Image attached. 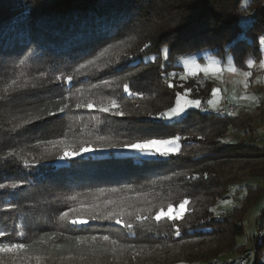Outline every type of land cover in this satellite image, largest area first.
I'll return each instance as SVG.
<instances>
[{"label": "trees", "instance_id": "obj_1", "mask_svg": "<svg viewBox=\"0 0 264 264\" xmlns=\"http://www.w3.org/2000/svg\"><path fill=\"white\" fill-rule=\"evenodd\" d=\"M259 2L252 6L254 0H0V183L23 182L17 189H0V231L8 234L0 239L31 243L43 233H56L46 247L65 245L64 252L54 255L67 257L75 237L109 235L140 252L135 259L131 252L118 257L85 252L84 260L71 264L190 263L210 261L232 250L235 235L242 233L236 224L240 215L217 218L212 209L231 187L239 186L240 177L264 178V147L222 139L229 129L244 135L252 131L254 119L194 109L170 123L154 117L173 103L174 90L182 81L175 64L179 56L203 48L217 55L229 52L238 68L246 67L245 56L258 59L257 37L264 35V0ZM253 14L254 24L245 34L238 20ZM145 44L150 47L144 49ZM110 45L101 62L84 69L87 75L77 74L70 84L57 80L75 74ZM22 59L25 63L20 65ZM13 79L28 87L5 92ZM105 80L113 81V86L104 87ZM124 83L141 95L125 93ZM93 84L98 87L93 89ZM89 99L96 103L116 99L124 115L75 107ZM64 104L69 107L59 112ZM40 109L56 115L13 130L26 113L43 115ZM175 136L180 137V151L168 156H145L120 147ZM57 139L69 145L90 142L95 150L61 159L59 148L48 143ZM25 159L30 167L24 165ZM247 184L234 193L246 188L244 197L259 195V188ZM72 196L87 201L128 196L137 206L155 210L172 204L176 211L185 198L190 203L180 220L149 219L134 223L130 231L113 221L79 226L61 221L60 213L72 206ZM243 201L244 210L248 203ZM9 204L19 208L10 211ZM2 260L13 264L8 256Z\"/></svg>", "mask_w": 264, "mask_h": 264}, {"label": "snow or ice", "instance_id": "obj_2", "mask_svg": "<svg viewBox=\"0 0 264 264\" xmlns=\"http://www.w3.org/2000/svg\"><path fill=\"white\" fill-rule=\"evenodd\" d=\"M254 24V14L248 16L247 18H240L238 20V27L241 31H244L246 34V30H250ZM259 45H264V35L257 37ZM105 48L103 51L99 53L98 56L94 57L91 60H87L84 64H81L79 68L76 69V73L73 75H68L66 77H57L61 83L67 82L72 83L75 79L76 75H87L88 73L84 71L86 68H90L93 65L101 62V58L105 57L110 48ZM149 44L144 45V49L149 48ZM258 50L264 51V48H259ZM143 51V49L141 50ZM169 49L166 47L163 49V55L165 60H167ZM149 61H154L156 57H147ZM25 61L22 59L19 61L20 65H23ZM256 64L254 59H247L246 66L249 71H241L238 69L233 63H229L227 68L221 67V62L215 59H209L207 63L200 64L195 60L189 61L187 59L184 60V67L186 74L190 73L192 76H195L199 73H203L205 76L209 74L215 76L216 78H220V75L223 71H228L229 73L238 74L243 77L240 83L243 84V87L247 89L249 87V77L252 76L251 69ZM104 67H109V63L105 62ZM161 68L164 67L163 64L160 65ZM259 67L264 68V59L259 60ZM43 75V73L41 74ZM132 75V74H129ZM174 75V74H170ZM182 79L186 78V76H182ZM113 81L105 80L103 81V85L106 88H111L113 86ZM171 86V84H170ZM27 83H19L18 80L13 79L10 81V84L4 88L5 92L8 91H16L18 88H27ZM33 87H35L33 85ZM93 89L97 88L98 85L93 84L91 86ZM123 91L128 95H141L140 93H133L130 90V85L128 83H124L122 85ZM79 91V90H78ZM191 89H186L184 93H178L176 96L174 106L168 108L166 111H162L156 114L154 118L172 120L178 117H181L182 114H185L187 109L190 107H195L199 109L201 107V101L198 99H189L188 93ZM220 92L219 88H213L212 95L215 97ZM3 99V97H0ZM79 99V98H78ZM235 99V98H234ZM241 99H247L256 101L255 96L244 95ZM208 104L212 109L218 110V99H210L208 100ZM69 107L68 104H64L62 107L58 109L59 112H64ZM76 108L86 107L89 109L96 108L99 111L105 113H112L114 115H124V112L120 110L121 106L118 104L116 99H108L105 101H100L99 103L93 102L92 100H87L84 102H77L75 104ZM40 112L43 115H33L32 113H26L25 116L20 118V122L13 125V130L17 128H22L25 125H29L36 120H40L44 118L46 115L55 116V112H46L45 109H40ZM234 114V113H232ZM148 115H152L149 113ZM101 142H103L104 138H98ZM180 137L175 136L167 139L161 138H151L144 139L140 141H136L133 143H126L120 145V147L129 148L133 150H137L140 152H144L148 155H156L159 154L161 156H168L180 151L179 148ZM51 145L54 147H58L60 152L62 153L61 159H71L81 155L82 153L93 151L90 142L82 141L79 145H69L67 144L65 139H57L49 141ZM107 147H116L115 144L107 143ZM11 155V153H10ZM25 166H31L28 160L23 161ZM207 176V174H205ZM22 181L20 183L12 182V183H0V189H17L22 186ZM115 191V190H114ZM140 193L136 194V200L140 199ZM132 197L128 196H118L115 198H105L101 199L100 197H95L91 201L80 200L78 196L70 197V200L73 202L72 206L69 207L66 211L60 213L59 219L64 222H68L72 225H87L90 221H113L116 224L122 225L124 228L129 229L130 231L134 228V223H144L149 219H154L159 222L162 219H167L169 221H177L183 218L185 214V206L190 203V201L185 198L179 203V211H174L173 205L169 204L167 210L164 208H160L159 210H155V208H142L137 206L136 203L131 202ZM8 210L15 211L19 208L16 204H9L7 206ZM213 212L216 209H212ZM219 215V213H217ZM133 222H129V220ZM180 228H176L175 235L179 236ZM7 233L4 231H0V238H6ZM25 234L23 232L19 233V236L23 237ZM56 233H43L38 240H34L31 243L24 242H10L7 239H0V264H3L2 257L8 256L12 259L13 264H32L34 261L35 264H47L49 260L55 261L59 260L61 264H64V261H68L71 264L72 261H75L77 258L80 260H84L86 257L84 255L87 252L91 256H104V255H112L113 257H118L123 255L125 252H131L132 258L135 259L136 256L140 254L137 251L135 245L131 244H122L117 239H112L109 235L103 236H77L75 237L74 243L67 248V251L70 253L67 257L61 255H54L57 251L64 252L65 245H54L53 248H47V244L51 240L52 237H55ZM79 253V256H77Z\"/></svg>", "mask_w": 264, "mask_h": 264}, {"label": "rangeland", "instance_id": "obj_3", "mask_svg": "<svg viewBox=\"0 0 264 264\" xmlns=\"http://www.w3.org/2000/svg\"><path fill=\"white\" fill-rule=\"evenodd\" d=\"M256 1L259 2V0H254L252 6L257 5ZM241 18H247V16H242ZM259 48H264V45H259ZM260 52L261 53L258 59H254L256 61V64L251 69L252 76L249 77V87L247 89H245L243 87V84L239 82L243 79L242 76L229 73L226 70L222 72L220 78H216L211 74L205 76L202 72L195 76H192L190 73L186 74L185 72V59L189 61L195 60L200 64L207 63L209 59H215L219 60L221 62V67L225 69L227 68L229 63H233L235 65L233 56L229 52L217 55L210 49L203 48L179 56L175 60V64L180 67V73L178 77L182 81L179 82L177 88L174 90L175 95L173 98V103L162 111H166L168 108L174 106L177 94L184 93L186 89H191V91L188 93L189 99H198L201 101V107L199 109L190 107L187 109L186 113L192 109L197 111L200 110L203 113H207L210 111L216 112L217 109H212L208 104V100L210 99H218V110L222 109L226 104H234L236 108L235 111L228 113L231 115H237L238 108H244L245 111L242 115L254 119L252 131L244 135L243 133H239L232 129H229L223 136V142H244L264 147V68L259 67V60L264 59V51ZM250 58L253 59L251 56H245V65L247 59ZM238 69H240L241 71H249L247 66L245 68ZM182 76H186V78L182 79ZM213 88L220 89V92L215 97L212 95ZM244 95L255 96L256 101L241 99V97ZM185 114H182V116H184ZM181 117L172 120L163 119V121L170 123L180 119ZM140 154L148 156V154L144 152H140ZM259 161H262V159H256L254 162ZM240 178L241 179L237 182L239 186L234 185L233 187H231V191L228 193V195L221 199L214 206V209H216V211L214 212L216 217L217 213L221 212L223 213L222 216H228L229 214H234L235 212L240 215V217H237V219L239 218V220L236 224H238L242 228V233L235 235L233 239L235 240V247L232 250H225L220 252L215 258L210 261L198 260L190 263L178 262L174 264H264V243L262 241L264 240V178ZM245 184L254 188H259V195L251 194L244 197L246 188H244V191L241 193H234V191L236 192L239 187H243V185ZM243 198L244 200H246L245 203H248L244 210L242 209V207H244ZM252 198H255V200L251 201ZM176 211H179V208ZM205 243L207 244L210 242L206 240ZM236 247L237 249L235 250ZM246 253L247 255L249 253L250 256L246 255L245 257Z\"/></svg>", "mask_w": 264, "mask_h": 264}, {"label": "built area", "instance_id": "obj_4", "mask_svg": "<svg viewBox=\"0 0 264 264\" xmlns=\"http://www.w3.org/2000/svg\"><path fill=\"white\" fill-rule=\"evenodd\" d=\"M235 105L234 104H226L222 109H219V110H217L216 111V113H218V114H223V113H228V112H234L235 111ZM238 112V114H243L244 113V108H242V107H240V109L238 108V110H237ZM222 212L221 213H219V215H217V217L218 218H220L221 216H222ZM260 241V240H259ZM246 255H247V253L245 254V257H246ZM247 256H250V254L248 253V255Z\"/></svg>", "mask_w": 264, "mask_h": 264}]
</instances>
